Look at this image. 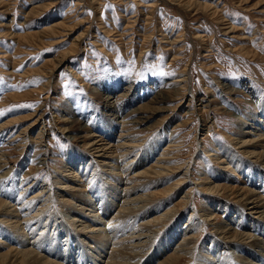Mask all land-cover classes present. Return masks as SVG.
Segmentation results:
<instances>
[{"label": "rangeland", "instance_id": "rangeland-1", "mask_svg": "<svg viewBox=\"0 0 264 264\" xmlns=\"http://www.w3.org/2000/svg\"><path fill=\"white\" fill-rule=\"evenodd\" d=\"M242 80L248 83L250 94L238 86ZM104 82L109 83L102 89ZM160 98L169 100L160 103ZM76 103L89 109L88 122L74 121L69 114ZM258 104L264 105V0H0V148L9 147L7 157L14 168L0 179V200L15 203L18 211L41 189L43 196L32 202L27 218L35 219L33 211L48 199L39 215L53 213L51 218H58V223L51 231L59 224L56 230L61 237L72 228L65 225L66 214L74 218L72 211L78 209L81 216L93 215L91 208L77 207L81 204L77 200L85 204L84 198L105 194L100 186L104 177L111 178L109 185L112 179L119 180L110 219L128 206L122 204L128 184L130 196L144 195L149 202L142 208L144 214L135 212L130 218L125 211L128 216L113 223L120 225V233L110 234L109 240L117 238L106 251L123 239L120 248H114L121 251L120 264H159L172 257L189 224L194 228L190 250L173 264H206L203 247L212 250L219 241L224 247L245 249H224V264H264L262 231L256 241L260 248L255 250L249 240L229 245L214 235V226L228 220L226 211L234 219L238 213L247 217L255 212L252 199L261 196L251 197L252 184L245 175L250 171L247 165L254 167L257 156L251 158L250 149L237 144L239 130L252 114L259 113ZM105 130H110V138L104 137L99 144L110 142L113 156L126 148L131 151L125 159L120 157L113 175L106 164L109 159L89 148L92 134L104 136ZM157 142L156 151L148 152L150 157L142 166L148 173L142 180L132 178L134 164L127 165L131 166L128 169L125 161ZM224 149L228 150L225 155ZM228 155L244 162V174L236 165L235 173L227 167ZM85 162L97 169L94 178L75 179L77 171L84 174ZM163 162L166 171L158 168ZM71 170L77 171L72 175ZM158 170L165 173L155 176ZM213 176L220 180L212 183ZM210 183L222 185L217 194L205 192ZM211 197L220 201L224 213L219 206L209 210L207 199ZM9 210L16 212L15 207ZM166 210L170 212L162 222L148 224ZM206 213L215 219L205 222ZM102 220L99 226L107 218ZM31 223L36 228L41 221ZM255 223L264 226V220L250 226ZM11 225L0 221L4 229L0 241L7 244L0 247V258L8 256L14 246L6 239L7 228L15 232ZM174 228L178 233L170 247L160 256L155 254L154 249L163 246L161 240ZM71 232L76 240L85 238L82 247L86 251L91 248L89 240L97 243L101 234L90 229ZM136 233L148 236L141 238V250L132 253L127 239ZM55 237L58 244L65 239ZM69 249L74 251L73 246ZM106 263L102 259L99 264Z\"/></svg>", "mask_w": 264, "mask_h": 264}, {"label": "bare ground", "instance_id": "bare-ground-1", "mask_svg": "<svg viewBox=\"0 0 264 264\" xmlns=\"http://www.w3.org/2000/svg\"><path fill=\"white\" fill-rule=\"evenodd\" d=\"M181 81L183 82V80H181ZM48 83L49 82H47V85H48ZM108 83L109 82H104L103 85H100V87L102 86V89H105V87ZM110 86H112V85L110 84ZM224 86H226V88L228 89V85H224ZM238 86L240 88H242L246 93L250 94V89L248 87V83H246L244 80L240 81L238 83ZM167 98H160L159 102L160 103L163 101L168 102L167 100H169V99H167ZM257 107L260 108L259 113L258 114H252L248 118L249 119L248 123L245 122V127H243L242 130L241 129L239 130L240 131L239 136H241V137L239 138V140L237 142V144H240L241 148L250 149V150H248V152H249L248 154L250 156H252L251 158L255 159L257 156V158L255 160L256 161L255 166L251 167V165H247V167H248L247 168V167H245L244 162H241L237 158L231 157L230 155L226 156V161H227L226 165H227V167L231 166L232 171L234 173H235V167L238 168V170H240L243 174L245 173L246 168L250 170V171H247L245 174L247 176V182L251 181V184H252V188L250 190H248V192L250 193L251 197H254V195L257 193H258V195L259 194L261 195V196H257V198H255V199H252V201L250 203L251 205L252 204L254 205L252 210H254L255 212L252 214H256L257 213L256 211L259 210V212L257 214L258 217H256L257 219H254L253 215L251 213H249L247 215V217L249 218L248 219L246 216H243L242 214H239L237 212L238 213L237 218L234 219V218H231L230 217L231 214L228 211H226V216L228 217V220L226 222H224L225 225L222 224V225H215L214 226L215 232H216V234H214V235L220 236L219 239L224 241V243L226 242L227 244L231 245L233 243L239 242L241 239H243V241L249 240L248 244H249V246H253L254 250L257 249V247L260 248L259 242H256V241H258L257 238H260L264 235V231H263L264 226L256 224V223L253 225V227L250 226L251 223L255 220H259V221L264 220V202H263V200H264L263 199L264 178L262 179V177H264V169H262L260 166H257L258 165L257 162L260 161L259 164H263V168H264V105H262L260 107V104H258ZM88 110L89 109L84 107L82 104L76 103L72 106V108H70L69 114H71L74 117V119H75L74 121L80 122L83 120V122H86V121L88 122V120H87ZM92 115L93 114H91V116ZM142 119L145 121V119H147V118L144 117ZM147 120H149V119H147ZM138 123H140V122L138 121ZM245 129H248L247 132H244ZM105 132L107 133V135L105 134L104 136H102V135L97 136L95 134H92L91 137L93 138V140H91V142L89 143V148L93 147V148H91L92 151L95 150L97 152L103 153V154L99 155V157H102L104 155L103 157L105 159H109V162H107L106 164L109 167L108 169L110 170L109 174L113 175V171H114L113 167L119 161L120 157L124 158V157L128 156L131 151H130V149L126 148V149L122 150V152L119 156H113L114 151H112V147H111L112 145H110V142H107L105 144H99V143L104 142V140H105L104 137H106L108 139L110 138V135H109L111 133L110 130H107V131L105 130ZM253 137H254V139H251ZM158 143L159 142H157L155 145H153L152 148H145V150H144V151H146L145 153H140L139 156H138V154H134L131 159H129L127 162L125 161V163H127L126 166L130 165V164L131 165L134 164V168H131L132 169L131 173H133L132 178L142 180V177H144L145 174L148 173V169H142V166L150 157V154H148V152H150V153H153V151L155 152ZM258 149H260L259 152L257 151ZM6 150L4 148V145H3L2 149L0 148V152L3 151L2 153H0V179H2V178L5 179V176L8 173H10L9 171H11V169H14L13 167H10V165H9L10 162L8 161V157H7L8 152H6ZM222 153H223V155H225L226 153H228V150L224 149L222 151ZM69 159H70V160H68L69 165H71V166L74 165V160H75L74 157L72 156ZM161 161L159 160V162H161ZM101 162L104 164L103 161H101ZM223 162H225V161H223ZM157 163H158V160L155 161V164H157ZM79 165H81V163ZM166 165L167 164L165 162H163L162 166H160L158 168H162L163 170L166 171L167 170ZM77 167H78V165H77ZM130 167H128V169H130ZM256 167H258V168H256ZM82 168L84 170L83 175H81L82 173L80 174V172H78L77 170H73V171L71 170L72 173H70V174L73 175L74 171H77L76 174L73 175V177L75 179L77 178L78 180H80L82 177L88 176V175H91L94 178L95 173H96L95 171L97 170V169H95L94 165H92V164L87 165V162H85V164ZM259 168L262 170H258ZM141 169H142V171H141ZM2 170H5V171H2ZM163 170L162 171H159V170L156 171L154 173L155 176H158V175L162 176L165 173ZM97 173L99 176L102 175V174L100 175L99 172H97ZM219 175H221V173L218 174V177H220ZM108 176L109 175L104 177L103 182L100 183V186L104 188V191H102V192L105 193L106 195L102 194V195L97 196V197L92 196L93 198H90V196L87 198H84L85 199L84 202L87 201V202H85V204H82V200H77V201L81 202V204H78L77 207L84 205V208L85 207H89V209L91 208V210H92L91 212H93V215L91 216L92 218L91 217L87 218L84 215L81 216L78 213V209H76L75 211H72V213H74V216H73L74 218L69 217L70 213L66 214V215H68V217L64 216L63 218H65V219L69 218V219L67 220V222L63 218H62V220L65 221V225L67 224V225L71 226L72 228L68 231L66 230L67 232L61 237L59 236L60 231L56 230L57 228H59V226H60L59 224H57L56 228L54 230L52 229V231H51V228L54 226V223H56L58 221V218H56V217L51 218L53 213L51 214V216L49 215V213L46 214L47 216L46 215L45 216L39 215L40 214L39 212L43 211L44 208H46V207L43 208V205H46L48 199H46L45 202L42 203V205H37L38 206L37 210L33 211L32 216H34V217L37 216L36 217L37 219L36 218L35 219L27 218L29 216L27 211H30L29 210L30 207L33 206V205H31L32 202L36 203L43 196V194H42L43 191L41 189L39 192H36L33 195V198H30L29 200L24 202L23 207H21L20 210H18V211H17V206L15 203H13L11 205L10 204L11 202L8 203L5 200L1 199L0 200V214H1L0 216L3 218L0 221L1 222H9L10 224L13 223V226L11 225V228L14 229L15 232L13 231V233H10L7 231L8 230V228H7L6 233L8 234V236L6 237V239L9 241V246L14 245L13 247H15V248L11 247L10 253L7 252V253H9L8 256L0 258V260H1L0 264H63V263H65V264H99L102 259H104L105 262H107L106 264H120V262L122 261V257H121V261L119 259L121 251L119 249L117 251V249H114V248H116V247L118 248L119 246H121L119 243L122 242L123 239L122 240L120 239L121 241L119 243L118 242L112 243L111 244L113 247L112 250H110L109 252L106 251V246L109 244V242H111V240L117 238L115 236L114 238L109 240L110 234H116L117 235V233L119 232L118 230L120 229V225L118 228L116 223L115 224H113V223L116 222L115 220H117L118 218H119V220H122L121 218H126L128 215H130L131 216L130 218H132L133 215L135 214V212H136L135 215H137L139 212L141 214H144L143 211H145V210H143L142 208L145 207V209H146L147 206L145 204L148 203L149 201L148 202L144 201V195L133 197L131 194V196H130V193H129L130 190L129 189H131V188H127L128 184H126L127 187L124 188L125 192H122V193H124L122 195V199H123V202H125V203H122V204H125V206L126 205H128V206L124 207V208L121 207L120 209H118L119 211L117 210L118 212L114 213V215L110 219L111 214L109 215V210H111L112 205L114 204V202L116 201V199L119 196L117 191H116V187L118 185L117 182L119 180L112 179L114 181V183L113 184L111 183V185H109L108 183H110L109 181L111 180V178H109ZM218 177L213 176L212 177V179H213L212 183H216L217 181L220 180V178H222V176L220 178H218ZM252 177H254V178L252 179ZM66 179H68V177ZM212 183H210L209 186L207 188H205V192L208 195L217 194L216 192H218L222 187V185H220V184L211 185ZM2 184L3 183H1L0 186ZM95 185H97V184H95ZM97 188L98 187L96 186V189ZM106 188H109V189H106ZM111 189H112V194H110ZM8 190L9 189H7L5 191V193L8 192ZM108 190H109V192H108ZM127 190H129L128 193L126 192ZM127 194H129V195H127ZM213 196H216V195H213ZM8 197H10V196H8ZM251 197L249 198L250 200H251ZM0 198H1V196H0ZM258 198H259V201L255 202V200ZM143 201H144V203L142 204ZM207 202H208L207 206H208L209 210H210V207L212 209H214V207L218 208V206L220 205V203H219L220 201L214 199V197L208 198ZM139 203H141V205L137 206L136 204H139ZM259 203H261L260 206H258ZM11 207H15L16 212H15V210H9ZM96 207H97V209H96ZM151 207H153V206H151ZM156 207H158V206L156 205ZM1 208H4V209L1 211ZM31 208H33V207H31ZM218 209H221V212L223 211V213L225 212V209H223V206H219ZM125 211H127V213H129V214L128 215L124 214ZM22 212H25V213H22ZM169 212H170L169 210H166L165 213L158 214L153 219V221L151 223H148V224L151 225L155 221L156 222L161 221L162 219H164L167 216V214ZM205 212H206V210H205ZM148 214H150V213H148ZM205 215H206L205 222L206 221H213L215 219V216H214V214L212 215V213H206ZM233 217H235V216H233ZM13 218H15V219L17 218V220L12 222ZM105 218H107L105 224H103L102 226L101 225L99 226L98 223L99 222L102 223L101 222V221H103L102 219H105ZM85 219H87L88 221H86ZM37 220L41 221V223H39L38 227L35 228L34 224H32V223L29 224V221L30 222H33V221L38 222ZM119 220H117V221L119 222ZM195 220H196V218H195ZM23 223H26V224L23 226ZM77 224H79V225H77ZM61 225H63V224H61ZM33 226H34V228H33ZM25 227H27V229ZM75 227L77 229L78 228H80V229L76 230ZM102 227H104V228H102ZM106 228H108V229H106ZM87 229H90V232H101V234L98 233V235H97V237L99 238V241L97 243L95 241L89 240L88 244H90L91 248H88V251H86L82 247V246H84L83 240L85 238L83 240L77 239L78 240L77 241L75 238L76 235L71 232V231L83 232V231H86ZM256 229H257V231H256ZM2 230H4V229L0 226V234H1ZM48 230H49V232H48ZM183 230L186 233L183 232V234H181L182 235L181 244L177 245L174 248V250L172 249L173 250V253H172L173 256L170 258H167L164 261L161 260L162 262L160 261L159 264H173V261L175 260V258H178V259L182 258L185 255V253H187L190 250L191 239L194 238L193 237L194 232L192 231V230H194L193 225L189 224L188 226L184 227ZM261 231H262V236L260 234ZM50 232H51V234H50ZM133 233H135V232H133ZM175 233H178V229L174 228L172 231V234L168 233L161 240V241H163V246H159L158 251H156V249H154L155 254L159 255L160 253L164 252V250L166 248L170 247L169 245L171 244L173 238L175 237L174 236ZM11 234H13V235L11 236ZM128 235H131V234H128ZM55 236H58L59 239H61L60 241H62V239L65 238L62 242L63 243L62 246H60V244H62V243L58 244V242L56 241L57 237H55ZM145 236H148V235H143L142 233H139L136 236H133L132 238L126 237V238H129L127 240H128V243H130L129 248L132 249V250H130L132 253L137 252V251L139 252L141 250V248L144 245V243H143L144 241H142L141 238H143ZM28 238L31 240L27 241L26 239H28ZM70 238L72 239V241H71L72 243L70 241L68 242V240H70ZM213 240L214 239H212V241ZM135 241H137V242L135 243ZM220 242L221 241H219L218 244L216 243L213 246V248L211 247L212 250H210V246L209 247H205V246L203 247L202 250L204 253H202L203 254L202 256L207 257L205 259L206 264H224L225 262H227L226 261L227 258L223 256L225 253L224 249H226V248H229V250L231 249L232 251H234L235 249H238L241 252L244 249V248H241L242 249L241 250L240 247L236 248V246L224 247V245L221 246ZM122 243H124V242H122ZM3 246H7L6 242L0 241V247H3ZM70 246H73L74 251H72L71 249L68 250V248ZM127 246L124 248L129 249V248H127ZM172 246H173V244H172ZM61 247H63V248H61ZM145 248H146V246H145ZM75 251H76V253L78 251L77 256L75 254ZM243 251L245 252V249ZM259 252H261V250ZM132 253H131V255H132ZM105 254L108 256L105 257L104 256ZM57 256H59V257H57ZM55 257H57V258H55ZM58 258H59V260H55Z\"/></svg>", "mask_w": 264, "mask_h": 264}]
</instances>
